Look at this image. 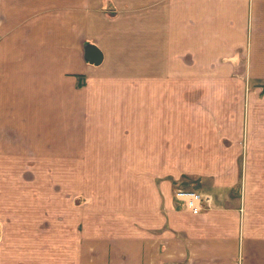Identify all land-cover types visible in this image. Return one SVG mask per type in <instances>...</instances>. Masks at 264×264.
<instances>
[{
    "label": "crops",
    "instance_id": "crops-1",
    "mask_svg": "<svg viewBox=\"0 0 264 264\" xmlns=\"http://www.w3.org/2000/svg\"><path fill=\"white\" fill-rule=\"evenodd\" d=\"M0 264H264V0H0Z\"/></svg>",
    "mask_w": 264,
    "mask_h": 264
},
{
    "label": "built area",
    "instance_id": "built-area-1",
    "mask_svg": "<svg viewBox=\"0 0 264 264\" xmlns=\"http://www.w3.org/2000/svg\"><path fill=\"white\" fill-rule=\"evenodd\" d=\"M174 195L177 200L184 202L186 208L193 214H199L211 207L212 198L197 191L177 188Z\"/></svg>",
    "mask_w": 264,
    "mask_h": 264
},
{
    "label": "rangeland",
    "instance_id": "rangeland-1",
    "mask_svg": "<svg viewBox=\"0 0 264 264\" xmlns=\"http://www.w3.org/2000/svg\"><path fill=\"white\" fill-rule=\"evenodd\" d=\"M26 177H27L26 179H30V178H31V173H29L28 175H26ZM26 191H27L26 188H24V193H25V194H26ZM24 193H23V194H24ZM24 197H25V196H24ZM25 198H26V197H25Z\"/></svg>",
    "mask_w": 264,
    "mask_h": 264
},
{
    "label": "water",
    "instance_id": "water-1",
    "mask_svg": "<svg viewBox=\"0 0 264 264\" xmlns=\"http://www.w3.org/2000/svg\"><path fill=\"white\" fill-rule=\"evenodd\" d=\"M94 49H95V48H94ZM97 56H98V55H97ZM95 57H96V56H95ZM99 59H100V58H98V57L95 58V60H92V63H99V61H100Z\"/></svg>",
    "mask_w": 264,
    "mask_h": 264
}]
</instances>
